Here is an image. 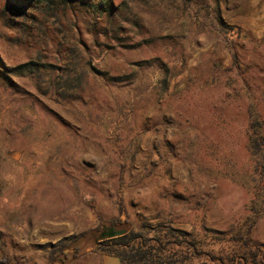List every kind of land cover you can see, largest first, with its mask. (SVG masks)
<instances>
[{"label":"rangeland","instance_id":"374dc122","mask_svg":"<svg viewBox=\"0 0 264 264\" xmlns=\"http://www.w3.org/2000/svg\"><path fill=\"white\" fill-rule=\"evenodd\" d=\"M50 139L84 170L28 246L0 212V264H112L115 220L187 232L167 264H243L246 239L264 264V0H0V144Z\"/></svg>","mask_w":264,"mask_h":264},{"label":"crops","instance_id":"0c3cea01","mask_svg":"<svg viewBox=\"0 0 264 264\" xmlns=\"http://www.w3.org/2000/svg\"><path fill=\"white\" fill-rule=\"evenodd\" d=\"M76 143L50 139L0 144V212L7 214L11 228L19 231L20 236L16 237L23 246L38 238L28 225L31 217L43 221L44 217L38 218V214L45 210L44 197H58L60 184L84 170L80 158L83 153L68 148H75ZM44 223L47 228L52 222L46 219Z\"/></svg>","mask_w":264,"mask_h":264},{"label":"trees","instance_id":"16d2710c","mask_svg":"<svg viewBox=\"0 0 264 264\" xmlns=\"http://www.w3.org/2000/svg\"><path fill=\"white\" fill-rule=\"evenodd\" d=\"M31 64L32 62L25 63L20 67H27ZM112 223L116 227L119 224L118 220H115ZM210 231L213 233L214 240H233L232 237L224 238L223 233H220L215 229H211ZM72 239L74 242V237L70 239H61L62 241L57 245L54 253L68 255V245H72ZM183 240H190L187 239V232H182L174 228H167L164 235L152 237H144L142 233L128 229L120 236L107 238L101 242H97V244L104 250H108V252L120 256L122 262L125 264H167V261L182 252V248L184 246H187L188 249L187 251L185 250L186 253L191 251L190 249L193 248V254H195L196 245H193L192 247L190 243ZM245 247L246 254L243 256L242 263L258 264L257 258L259 251L263 248L260 246H253L248 239H246ZM54 253H52V256H54ZM51 259L54 258L51 257ZM220 261L221 264L228 263L224 256L220 258Z\"/></svg>","mask_w":264,"mask_h":264},{"label":"water","instance_id":"95a60500","mask_svg":"<svg viewBox=\"0 0 264 264\" xmlns=\"http://www.w3.org/2000/svg\"><path fill=\"white\" fill-rule=\"evenodd\" d=\"M123 230H121L120 228L118 227H112L108 230H106V233L104 235L106 236H115V235H118L122 232ZM106 258H108V260L113 261L112 264H120V262L122 261L121 257L118 256V255H107Z\"/></svg>","mask_w":264,"mask_h":264},{"label":"flooded vegetation","instance_id":"af4514ba","mask_svg":"<svg viewBox=\"0 0 264 264\" xmlns=\"http://www.w3.org/2000/svg\"><path fill=\"white\" fill-rule=\"evenodd\" d=\"M119 226H120V227H125V222H121V223H119L117 227H119ZM121 230H123V231H122L120 234L115 235V236H120V235L124 234L128 229L125 228V229H121ZM105 233H106V230H104V231L101 233V236H100L99 238L96 239L97 242H101L102 240H105V239H107V238H112V237H114V236H106V235H104Z\"/></svg>","mask_w":264,"mask_h":264}]
</instances>
